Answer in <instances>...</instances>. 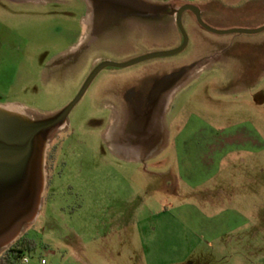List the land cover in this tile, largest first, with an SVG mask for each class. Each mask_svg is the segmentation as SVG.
<instances>
[{"label":"rangeland","instance_id":"374dc122","mask_svg":"<svg viewBox=\"0 0 264 264\" xmlns=\"http://www.w3.org/2000/svg\"><path fill=\"white\" fill-rule=\"evenodd\" d=\"M183 5L213 29L264 27V0H0V102L27 107H0V160L14 158L0 161V255L25 236L24 264H264V30L214 33L186 14L184 50L104 68L28 146L100 62L179 47ZM198 121L260 144L191 188L173 140Z\"/></svg>","mask_w":264,"mask_h":264},{"label":"crops","instance_id":"0c3cea01","mask_svg":"<svg viewBox=\"0 0 264 264\" xmlns=\"http://www.w3.org/2000/svg\"><path fill=\"white\" fill-rule=\"evenodd\" d=\"M24 3H38L46 0H15ZM90 13V12H89ZM91 20L89 17L83 16L80 20L81 30L76 42L70 45V49H75L83 43L82 37L88 29L92 31L94 21L91 20V27L87 22ZM94 41V38L90 41ZM21 106L26 107L25 104L19 102H0V107ZM197 119V118H196ZM204 120V119H203ZM196 125L179 126L176 131V137L173 140L175 146L183 149L182 157H185L186 164H183L182 157L179 158V179L185 182L188 186L196 187L198 185L197 178L203 175L213 177L217 172L224 171L225 166L231 165V161H242L246 153L255 154V147L260 144L252 129H245L236 125L229 131H218L213 126L204 121H198ZM181 128V129H180ZM186 129H189V136L182 135ZM217 130V131H216ZM187 131V130H186ZM172 140L169 137L168 143ZM192 150V151H191ZM132 154V153H131ZM135 155V156H134ZM136 159H144L142 153L132 154ZM148 155L146 158L153 157ZM188 159V160H187ZM233 164V163H232ZM183 165V166H182ZM243 172L248 170L241 169ZM204 173V174H203Z\"/></svg>","mask_w":264,"mask_h":264},{"label":"water","instance_id":"95a60500","mask_svg":"<svg viewBox=\"0 0 264 264\" xmlns=\"http://www.w3.org/2000/svg\"><path fill=\"white\" fill-rule=\"evenodd\" d=\"M189 8L188 6H184L181 7L180 9H178L177 12V25L179 27V29L182 31L183 33V43L179 46L176 47L174 49L171 50H166V51H155V52H151V53H147L144 55H141L139 57H136L134 59H131L129 61H125V62H113V61H109V60H105L100 62L99 64H97L95 66V68L92 70V72L90 73V75L88 76L86 82L84 83L81 91L78 93V95L75 97V99L64 109V111L59 115V117L55 120V122L63 119L68 113L69 111L73 108V106L79 101V99L84 95L85 91L87 90L88 86L90 85V83L92 82V80L95 78V76L104 68L106 67H116V68H123V67H128L131 66L133 64L139 63L141 61L150 59V58H155V57H162V56H170V55H174L177 54L179 52H181L182 50L185 49L186 45H187V36L184 32L183 26H182V21H181V14L182 12ZM199 22L200 24L206 28L207 30L214 32V33H233V32H238V33H254V32H259L264 30V27L259 28V29H255V30H242V29H233V30H217V29H213L211 27H209L208 25H206L200 18H199ZM55 122L52 123H48L46 125H44L43 127L37 129L36 131H34V133L31 135V137L29 138L28 141V146H30L32 139L42 130L47 129L49 126L53 125ZM0 161H4V160H0Z\"/></svg>","mask_w":264,"mask_h":264},{"label":"trees","instance_id":"16d2710c","mask_svg":"<svg viewBox=\"0 0 264 264\" xmlns=\"http://www.w3.org/2000/svg\"><path fill=\"white\" fill-rule=\"evenodd\" d=\"M36 248L34 240L28 237H21L13 245L3 251L0 255V264H24L23 258L27 251Z\"/></svg>","mask_w":264,"mask_h":264},{"label":"flooded vegetation","instance_id":"af4514ba","mask_svg":"<svg viewBox=\"0 0 264 264\" xmlns=\"http://www.w3.org/2000/svg\"><path fill=\"white\" fill-rule=\"evenodd\" d=\"M162 1H164V0H162ZM184 6H188L189 8H187V9H185L183 12H182V14H181V21H182V19H183V17L186 15V14H188L189 15V18H192V19H195L196 21H198V23L200 24V22H199V18L201 19V17H200V10L198 9V8H194L192 5H183V6H180L178 9H180L181 7H184ZM177 12H178V10H177ZM177 12H176V16H175V21H176V27L178 26L177 25ZM153 11H149L148 12V14H152L153 15ZM161 13H159L158 15H160ZM162 14H164V13H162ZM202 20V19H201ZM201 25V24H200ZM202 26V25H201ZM203 27V26H202ZM177 28H179V27H177ZM206 29V28H205ZM92 30H93V27H92ZM94 38V41H97V37L96 36H92V38L90 39V41L92 40ZM64 111V110H63ZM62 111V112H63ZM61 112V113H62ZM61 113H59L50 123H52V122H55V120L59 117V115L61 114ZM67 116V115H66ZM66 116L64 117V118H66ZM64 118L63 119H61V120H59V121H57V122H55L53 125H51V126H49L47 129H53L54 127L55 128H60L61 127V125L63 124V122H64ZM57 138V139H56ZM48 140H49V147L48 148H52L53 149V152H54V150L57 148V146L58 145H60V138L59 137H56V136H54V135H51V136H49L48 137ZM29 148V147H28ZM53 152H51V158H50V160H53ZM49 155V156H50ZM14 158H9V159H2V160H4V162H11L12 160H13ZM49 170H50V168H49Z\"/></svg>","mask_w":264,"mask_h":264},{"label":"bare ground","instance_id":"6f19581e","mask_svg":"<svg viewBox=\"0 0 264 264\" xmlns=\"http://www.w3.org/2000/svg\"><path fill=\"white\" fill-rule=\"evenodd\" d=\"M12 231H13V230H12ZM8 232H10V230H9ZM13 236H14V234H13V235L10 234L9 237H6V238L8 239L7 242H8V241H10V242L13 241V240H12V239H14Z\"/></svg>","mask_w":264,"mask_h":264},{"label":"built area","instance_id":"2783aa9c","mask_svg":"<svg viewBox=\"0 0 264 264\" xmlns=\"http://www.w3.org/2000/svg\"><path fill=\"white\" fill-rule=\"evenodd\" d=\"M23 262H24V263H28V262H29V258H28L27 256H25V257L23 258Z\"/></svg>","mask_w":264,"mask_h":264}]
</instances>
